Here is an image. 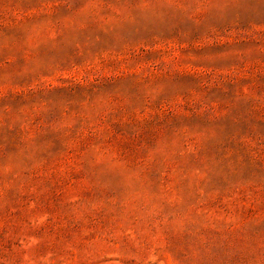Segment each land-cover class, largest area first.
Returning a JSON list of instances; mask_svg holds the SVG:
<instances>
[{"label":"rangeland","instance_id":"rangeland-1","mask_svg":"<svg viewBox=\"0 0 264 264\" xmlns=\"http://www.w3.org/2000/svg\"><path fill=\"white\" fill-rule=\"evenodd\" d=\"M0 264H264V0H0Z\"/></svg>","mask_w":264,"mask_h":264}]
</instances>
